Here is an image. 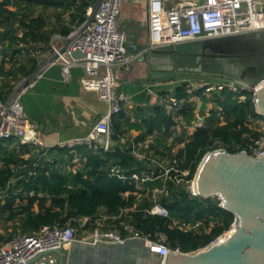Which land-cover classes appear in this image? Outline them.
<instances>
[{
    "label": "built area",
    "instance_id": "obj_1",
    "mask_svg": "<svg viewBox=\"0 0 264 264\" xmlns=\"http://www.w3.org/2000/svg\"><path fill=\"white\" fill-rule=\"evenodd\" d=\"M125 0H93L86 9L85 19L73 25L69 34V41L65 45L53 46L51 63L61 65L62 76L69 80L72 68L82 66L86 71L84 86L88 90L97 92L98 96L107 104L105 112L96 120L90 133L85 137H75L56 144H46L36 134L35 127L26 113L22 96L33 80L18 88L7 99L0 98V158L3 153L15 151L24 159L18 166H12L14 175L5 187H0V206L6 203L7 197L17 193L15 207L27 201V194L34 195V191L27 192L20 180L36 176L42 160L54 164L55 158L50 154L51 149H67L69 154L56 167L62 172L77 173L85 167L86 148L93 152L110 151L114 142L111 140L112 127L115 117L130 101V95L117 91L116 67L128 60L126 48V34L119 28V18ZM148 29L149 39L147 50L161 46L176 45L196 40L218 38L231 35L264 32V0H148ZM84 55L76 56L75 51ZM204 92L243 89L242 86L231 81H215L202 85ZM183 100L175 95L166 99L169 110L179 109ZM203 126L202 122L195 125ZM124 144L137 160L146 165L142 173H135L137 197L148 200L149 205L144 211L150 215L170 217L168 207L162 202L163 196L170 194L169 182L191 196H197L196 176L189 178L190 170L183 168L180 158L176 157V150L156 155L148 153V141L121 137ZM248 148L256 156L264 153V134L253 138ZM53 154V153H52ZM5 163L0 159V169ZM118 172L114 167L112 173ZM159 184L151 187L149 183ZM130 192L124 193L128 195ZM36 204L34 205L35 208ZM136 206L126 207L116 215L103 214L92 221L89 216L71 218L65 223L55 222L44 224L31 234L17 233L0 244V264H58V256L54 249L65 248L75 243L91 246L103 244L124 245L128 240H143L147 248L160 260H164L169 253H180V248H171L167 236L156 231L144 233L130 222L120 221V228L116 219L123 214L134 211ZM20 215L8 222V231L20 224ZM202 220H186L171 216L170 227L183 231L196 232L203 226ZM232 227V226H231ZM230 227V228H231ZM226 232V231H225ZM224 232V233H225ZM222 233V234H224ZM219 235L209 245L219 242ZM207 245L206 247H208ZM195 252V251H194ZM40 257L36 258L38 255Z\"/></svg>",
    "mask_w": 264,
    "mask_h": 264
},
{
    "label": "trees",
    "instance_id": "obj_2",
    "mask_svg": "<svg viewBox=\"0 0 264 264\" xmlns=\"http://www.w3.org/2000/svg\"><path fill=\"white\" fill-rule=\"evenodd\" d=\"M30 2L69 11L68 20L63 19L62 11L57 14V21L61 25L60 32L67 35L72 31L73 24H79L85 19L86 9L93 0H0V45L3 46L4 41L8 40L7 46H3L2 49L4 52L0 60V76L8 77L16 73L14 69L3 68L5 56L10 51H12L11 59L24 61L18 66L24 75H30L37 67L36 58L29 56L30 48L34 47L31 43L37 41L49 43L52 37L53 33L40 31L42 30L40 27L44 26L43 17L40 15L30 17L27 12L19 14L18 7L14 8L17 5L20 7V3ZM17 25L24 28L21 35L18 34ZM20 43L26 48L19 47ZM9 87L8 91L11 92L13 88ZM202 88L200 86L196 92L205 93ZM212 93L216 106L211 109L207 122L197 127L189 135L185 145L176 152V157L183 161L181 166L190 170L189 178L196 175L199 164L207 152L223 147L229 152L247 150L251 153L248 148L249 142L264 134V128L252 124L256 119L264 122V116L256 111L252 91L231 90L225 87L222 90H213ZM173 95L183 100L182 106L170 113L166 112L164 106H159L155 117L149 122V132L164 127V134L172 135V126L176 122L173 115L181 114L188 124L194 119L193 105L189 101L191 92L186 85H178L173 90ZM0 97H3L2 92ZM121 113L113 122L112 150L93 152L92 149L86 148L83 152L87 156L85 167L77 173H66L58 169L56 164L63 161L69 151L63 148L51 149L50 154L55 158L54 164L43 159L36 176L20 180L17 184H23L27 192L33 190L34 195L27 194V201L24 202L25 197L21 194L22 203L15 207L18 195L12 193L14 188L11 189L6 203L0 206V244L6 242L10 235L19 232L34 233L44 224L65 223L71 218L84 216H89L95 221L103 214L116 215L122 209L132 206H136L134 211L123 214L114 221L120 228L123 229L120 221L124 220L134 224L136 229L144 233L162 232L167 236L171 248H180L183 252H194L204 248L219 235L230 230L235 217L233 213L220 206L218 197L191 196L182 189V186H176L174 182H169L170 194L163 196L162 202L168 207L170 217L177 216L191 221L202 220L204 224L198 231H183L170 227V217L150 215L144 211V207L149 205L148 200L137 197L133 191L136 190L134 174L142 173L146 170V165L137 160L129 148L120 142L124 135V129L121 128V122L118 120ZM221 115H223V123H221ZM0 159L5 163V167L0 169V187L3 188L14 175L12 166H18L24 159L15 151L3 153ZM114 167L118 172L113 174ZM149 184L153 187L159 184V181ZM126 191L130 193L125 195ZM35 204L38 206L37 210L34 208ZM17 215H20V224L12 227V232L2 233L3 223L8 226V221Z\"/></svg>",
    "mask_w": 264,
    "mask_h": 264
},
{
    "label": "crops",
    "instance_id": "obj_3",
    "mask_svg": "<svg viewBox=\"0 0 264 264\" xmlns=\"http://www.w3.org/2000/svg\"><path fill=\"white\" fill-rule=\"evenodd\" d=\"M17 7L19 14L27 12L30 17L37 15L43 17L44 26L40 27L42 29L40 31L53 34L49 43L42 41L31 43L34 47L30 48L29 56L36 58L37 67L30 75H24L18 67L20 62L24 61L11 59L12 51L7 53L3 68L14 69L16 73L8 77L0 76V92L3 96L0 98L7 100L18 88L35 80L36 82L24 92L22 102L37 136L46 144L87 136L96 120L105 112L107 104L97 92L85 88L83 80L87 75L82 66L73 67L69 80L65 81L61 65L51 63L54 56L53 46L67 44L71 33L64 35L60 32L61 25L57 21V14L62 11L63 19L68 20L69 11L34 2L20 3V7L17 5L14 8ZM148 8V0H125L122 6L119 28L126 34L128 60L116 67L118 78L116 89L118 92L129 94L130 101L124 105L118 120L121 122V128L124 129V135L134 141H148V148L145 151L161 155L165 151L170 152L171 149L178 151L183 147L189 135L194 132L195 125L199 122L204 125L207 122L216 102L214 96L209 93L199 94L192 91V87L197 89L209 83L207 74L200 75L193 71L190 75L196 76L195 79H192V76H180L186 73L181 72L182 70H190L197 65L191 44L188 49L178 48L179 44L146 49L149 39ZM16 27L19 28L18 34L21 35L24 28L20 25ZM4 42L3 46H7L8 40ZM3 46L0 45V60L3 58ZM19 47L26 48L21 43ZM181 58L183 61L180 60ZM187 60H193V66L184 62ZM175 68L179 70L174 75H169L170 71L176 70ZM182 84H185L191 92L189 101L193 105L192 122L188 124L181 114L173 115L176 122L172 126V135L166 136L164 127L149 132V122L155 117L159 106H164L167 113L177 110L172 108L168 111L169 105L166 99L173 95V90L178 85ZM9 86L13 88L11 92L8 91ZM220 119L223 123V115ZM256 121L262 120L256 119ZM37 209L36 204L35 210Z\"/></svg>",
    "mask_w": 264,
    "mask_h": 264
},
{
    "label": "water",
    "instance_id": "obj_4",
    "mask_svg": "<svg viewBox=\"0 0 264 264\" xmlns=\"http://www.w3.org/2000/svg\"><path fill=\"white\" fill-rule=\"evenodd\" d=\"M190 44L198 60L203 56L215 58V80L231 81L252 91L256 111L264 116L263 31ZM74 54L84 55L79 50ZM178 70L170 71L169 75ZM195 176L197 194L204 198L218 197L220 206L235 217L231 225H235V231L226 242L211 244L202 252L200 248L195 252L169 253L162 261L149 251L143 240L136 239L124 245L75 243L45 253H56L58 264H131L127 263L125 253L139 245L149 256L157 258L155 264H264V153L254 156L247 150L229 152L221 147L204 155ZM140 258L138 252L130 260Z\"/></svg>",
    "mask_w": 264,
    "mask_h": 264
},
{
    "label": "flooded vegetation",
    "instance_id": "obj_5",
    "mask_svg": "<svg viewBox=\"0 0 264 264\" xmlns=\"http://www.w3.org/2000/svg\"><path fill=\"white\" fill-rule=\"evenodd\" d=\"M196 64L195 66L191 67L190 70H182L181 72H198L200 75L201 74H207V76L214 77L215 69L217 67V63L214 57L211 56H203L201 60H198V55H194ZM176 69V68H175ZM90 246V245H89ZM130 252V253H129ZM138 252H141V258L139 260H133L131 261L130 259L137 256ZM131 254V257H130ZM127 256V263L132 262L131 264H155L156 262V257L149 256L144 247H139V245H136L134 248H129L127 252L125 253ZM135 261H138L136 263Z\"/></svg>",
    "mask_w": 264,
    "mask_h": 264
},
{
    "label": "rangeland",
    "instance_id": "obj_6",
    "mask_svg": "<svg viewBox=\"0 0 264 264\" xmlns=\"http://www.w3.org/2000/svg\"><path fill=\"white\" fill-rule=\"evenodd\" d=\"M190 47V43H188V42H185V43H180L179 45H178V48H182V49H188ZM181 61H183V59L181 58L180 59ZM184 62H186V63H188L189 65H191V66H193V60H191V61H189V60H187V61H184ZM188 72V71H187ZM184 73V74H182V75H180V76H185V77H188V76H192L191 78L192 79H195L194 77H196V76H194V75H190L191 74V72H189V73ZM197 79H199V77H197ZM209 82H215V79H212V77L211 76H209ZM197 87H198V84L196 85ZM200 87V86H199ZM198 87V88H199ZM197 88V89H198ZM195 87L193 88L192 87V91H195L196 92V90L197 89H195ZM203 89V88H202ZM204 90V89H203ZM209 95H213V93L212 92H209ZM261 120V119H260ZM252 124L253 125H258V126H261V128H264V122H262V121H255V122H252ZM9 226V225H8ZM8 226H6L4 223H3V225L1 226V232L2 233H6L7 231H8ZM11 226V225H10ZM9 226V227H10ZM204 248H206V247H204Z\"/></svg>",
    "mask_w": 264,
    "mask_h": 264
},
{
    "label": "bare ground",
    "instance_id": "obj_7",
    "mask_svg": "<svg viewBox=\"0 0 264 264\" xmlns=\"http://www.w3.org/2000/svg\"><path fill=\"white\" fill-rule=\"evenodd\" d=\"M195 185L197 186V181H196ZM235 228H236L235 225L232 226V227L230 228V230H229L227 233H225L224 235H222V236L220 237L219 242L214 243V244H218V243L226 242V241L229 239L230 235L235 231ZM209 246H210V245H209ZM206 249H208V248H207V247H206V248H202V249L199 250V252L205 251ZM177 254H179V253H177Z\"/></svg>",
    "mask_w": 264,
    "mask_h": 264
}]
</instances>
